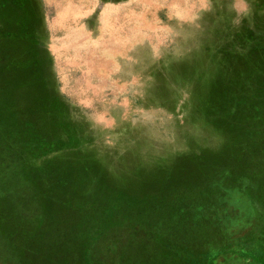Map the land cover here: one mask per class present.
I'll use <instances>...</instances> for the list:
<instances>
[{
  "label": "rangeland",
  "instance_id": "rangeland-1",
  "mask_svg": "<svg viewBox=\"0 0 264 264\" xmlns=\"http://www.w3.org/2000/svg\"><path fill=\"white\" fill-rule=\"evenodd\" d=\"M37 5L47 65L28 64L27 1L0 0V264L230 262L264 227V25L199 33L182 0ZM108 13L127 54L99 64L72 44L103 41Z\"/></svg>",
  "mask_w": 264,
  "mask_h": 264
},
{
  "label": "crops",
  "instance_id": "crops-1",
  "mask_svg": "<svg viewBox=\"0 0 264 264\" xmlns=\"http://www.w3.org/2000/svg\"><path fill=\"white\" fill-rule=\"evenodd\" d=\"M27 1L28 4V13L23 18L24 25L27 26L25 30V38L22 40L23 45L29 48L30 60L28 64L30 65H47L50 63V60L47 56V45L45 41L43 42L41 36L35 31L34 28L42 25V17L40 8L37 5V0H23V2ZM75 1H85L86 6V15L89 17L90 13L93 10H89L88 2L89 0H75ZM109 2L111 0H108ZM113 1H123V0H113ZM154 1H162V0H154ZM164 1V0H163ZM209 2V3H208ZM229 2V4H227ZM225 7V8H224ZM67 8H71L68 6ZM182 12L181 14L187 19L185 22L191 23L190 17L193 16V22H198L200 28L195 30L199 33L207 34L216 32L217 28H215L218 23L220 26L224 21L223 17H229L233 22L241 21L245 23L246 21L252 23V25H264V0H182L181 5ZM225 11L226 13H224ZM108 25H105L103 41L101 42H85L84 38L87 36L80 37V41H77L75 45L72 44L73 47H77L78 52L82 55L85 50L87 51L86 56L90 58L92 62H96L99 64H105V61H110L114 59V54L111 52V49H124V55L126 53V44L123 42L112 41V26L110 24V13H108ZM122 13L121 10L118 11V17L121 18ZM68 18L70 16H67ZM188 17V18H187ZM207 17L211 18V21L208 22ZM257 18V20H255ZM262 19L261 21L259 19ZM91 19V18H90ZM214 20V22H213ZM213 28H212V24ZM216 23V24H215ZM16 23L8 21V26H6V31L13 32L16 30ZM209 28H206L208 27ZM120 28V27H119ZM89 30V29H88ZM120 30V29H119ZM118 30V32H120ZM258 31H264L259 30ZM75 33V31H72ZM88 33V32H87ZM30 34L31 36L27 37ZM76 38V37H75ZM114 38V37H113ZM82 40V41H81ZM205 43L206 35L202 39ZM21 43V42H20ZM204 50V60H198L196 62L207 64L206 60V46L202 47ZM117 54V53H116ZM86 58V59H87ZM120 62L123 58H119ZM195 62V63H196ZM35 75V74H34ZM104 75V74H101ZM264 91V90H262ZM264 98V92H261L260 95ZM62 97V96H61ZM262 100L261 105H255L258 107H264V99ZM66 107V106H65ZM256 108V109H257ZM264 226V224H262ZM246 243H239L237 247L233 248L234 250L228 252L229 257H231L230 262H226L225 264H264V227L261 230H255L251 234L246 235ZM241 245V246H240ZM228 257V256H227Z\"/></svg>",
  "mask_w": 264,
  "mask_h": 264
},
{
  "label": "trees",
  "instance_id": "trees-1",
  "mask_svg": "<svg viewBox=\"0 0 264 264\" xmlns=\"http://www.w3.org/2000/svg\"><path fill=\"white\" fill-rule=\"evenodd\" d=\"M1 33V32H0ZM1 34H0V38H1ZM12 41V40H11ZM20 41V40H19ZM19 41H17V42H19ZM1 44V43H0ZM8 44H10V42L8 43ZM1 47V46H0ZM7 48L8 49H10L9 48V45H7ZM11 63V62H10ZM9 63V64H10ZM7 64H8V62H7ZM11 65V64H10ZM0 67L2 68V69H5L7 66L6 65H4L2 62H0ZM1 79V78H0ZM32 79V82L34 81V78H31ZM0 89H2V88H7L8 90L10 89V90H14L13 89V87L11 86V84H9L8 82H5V83H3L2 82V80H0ZM9 90V91H10ZM21 118V117H20ZM20 118L18 117V121H21L20 120ZM21 124V123H20ZM21 125H23V124H21ZM24 127L25 126H28V125H26V123H25V125H23ZM28 128V127H27ZM28 140H29V142L31 143V144H35V145H38V144H40V145H42V143H41V141H40V139H39V137H34V136H29L28 138H27ZM50 166V165H49ZM48 166V167H49ZM65 166L66 167H63V166H59V168H72V167H74L73 165H69V164H65ZM58 168V169H59ZM36 169H38V168H36ZM57 169V170H58ZM38 170H40V169H38ZM56 170V171H57ZM55 171V172H56ZM52 173H54V171H52L49 175H47L46 174V177H45V179H46V181H48V183L50 182V185H54V186H58V185H61L62 186V189H64L63 190V192L61 191V193H60V195H62L63 196V194H67V195H69L68 194V192H67V189L64 187L65 186V181H66V179H63L62 177H57L56 175H54V174H52ZM54 175V176H53ZM75 178H79V177H75ZM86 177L85 176H82L81 178H80V181H82V180H84ZM77 180H79V179H77ZM65 182V183H64ZM95 184V183H94ZM98 185V184H97ZM96 185V188L95 189H99L98 187L99 186H101V185H99V186H97ZM92 189V188H91ZM93 190H94V188H93ZM88 191H92V190H88ZM60 195H58V197H60ZM62 198H64L63 200L64 201H66V202H68V203H72V201L70 200L71 198L73 199L74 197H71L70 199H65V197H62Z\"/></svg>",
  "mask_w": 264,
  "mask_h": 264
}]
</instances>
